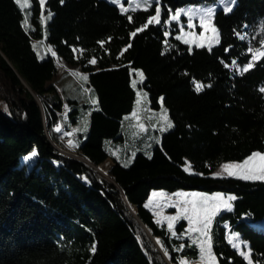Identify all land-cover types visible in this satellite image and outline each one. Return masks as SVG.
<instances>
[{
    "label": "trees",
    "instance_id": "obj_1",
    "mask_svg": "<svg viewBox=\"0 0 264 264\" xmlns=\"http://www.w3.org/2000/svg\"><path fill=\"white\" fill-rule=\"evenodd\" d=\"M29 1L25 14L16 0H0V264L202 260L184 219L172 229L156 220L147 205L154 190L231 193L230 210H221L211 228V252L217 264H264V181L214 175L224 162L264 153V58L238 71L252 59L249 49L264 42V0H235L228 12L219 0H138L147 7L135 10L120 4L128 0ZM200 4H214L219 42L191 48L177 38L181 22L171 13ZM157 7L160 23H148ZM36 40L50 50L42 60ZM58 60L79 66L97 98L84 124L77 108L68 109L65 127L82 159L52 144L61 145L53 126L63 109L49 84ZM131 69L145 76L139 86L149 107L160 108L163 98L173 122L146 146L129 135L144 137L136 123L124 122L137 100ZM130 142L140 150L131 153ZM32 150L33 166H20ZM108 159L109 179L90 164Z\"/></svg>",
    "mask_w": 264,
    "mask_h": 264
},
{
    "label": "rangeland",
    "instance_id": "obj_2",
    "mask_svg": "<svg viewBox=\"0 0 264 264\" xmlns=\"http://www.w3.org/2000/svg\"><path fill=\"white\" fill-rule=\"evenodd\" d=\"M46 1L47 0H44V4ZM111 1L114 3H118L119 0H111ZM129 1L130 0H128V3H122L121 2L120 4H122L125 8L129 7L130 9H134V10L138 9V8L147 7L146 5L140 4V2L138 0H131V2H129ZM27 3L29 5L30 1L27 0ZM218 4H219V6L223 5L224 7H230V6L232 7L234 3H232V5H231L230 0H219ZM19 5L23 9L24 13L27 14V9L29 8V6L28 7L24 6V0H21ZM213 6H214V4H211L210 6H208V4H200V5H196V6L195 5H185V6H181V7L177 8L174 11V13H171V18L173 17V15L176 12L181 11V10H183V13H189L190 11H194L195 14L192 16L191 23H192L193 27H191V28L189 27V15L188 14H181L178 19H175V21L181 22L179 24L180 32L177 33L176 36L180 37V39L182 41H184L185 39L189 40L190 43L188 45L191 48H193L194 46H198V44H200V43H204L205 47H212L213 45H215L217 42L215 41V39H213L214 34L212 33V28L213 27L216 28V27L213 23V16L211 18L205 19L204 23L206 25V28H203L200 26V14L205 12V11H214L213 8H215V7H213ZM51 15L52 14L49 13L46 18L47 19L50 18ZM158 20H159V22H156V21H153V22L155 24L160 23V21H161L160 15H159ZM33 46H34L35 51L37 52L39 59H41V60L44 59L46 57V55L49 54V52H50V50L44 44L39 42L38 40L34 41ZM243 68H244V66L238 67V71L242 72ZM140 73H143L142 70H140V69H131L132 86L136 90L137 100H136V104H135L133 111L124 118V122L126 123V122L131 120V122L136 123L135 126L138 129H139L138 124H144L145 128L147 129L146 131H142L144 133V137H142L136 131H135L136 133L131 132L129 135L130 136H133V135L136 136L135 141L141 142V145L146 146L148 140H149V142L151 141V139L152 140H159L161 138L163 132H166V131L171 129L170 128V129H167L166 131H160L163 114L166 112L168 119L170 121H171V119H170L169 112H168V110L164 104H162L161 107L156 109V110L151 109L149 107L147 92L142 87L139 86L145 79V76L143 74V79L141 80ZM84 76H87V74L85 72H83L79 66H71V65L64 63L61 60H58L57 72H56L55 76L52 78V80L49 82L50 85H53L56 88L53 100L55 102H60L62 109H63L61 112V119H59L58 122L53 126V130L56 133H58V135H59V140L61 142V145L59 143H55L54 141H52V142L54 143V145L61 148V150L64 151V152L62 151L63 153H66V155L72 156L73 158H75V157L76 158H82V156L77 151V147L75 145V142L73 141L74 134H75L74 131H71L65 127L66 126L65 122H67V120H68V118H67L68 109L70 108V106H74L75 108H77L78 110L75 114L78 117V119L80 120L81 124H84L86 113L87 114L90 113V106L95 105L93 103V100L97 101L95 94L92 92L91 89L88 88V76H87L86 81L82 79V77H84ZM138 100L140 101L139 103L137 102ZM133 112H135L137 114L136 119L132 118ZM171 123L173 124L172 121H171ZM60 126H61V131H57L56 130L57 127L60 128ZM72 128L76 129L77 127L73 125ZM149 128H154L155 132L150 134L148 132ZM135 147H136V149L134 150ZM127 148L131 153L135 152L136 150H140L138 143H136V145H135L134 142H132V143L130 142L127 145ZM33 151L34 150H32V151H30V152H28V153H26L20 157V162H19L20 166H23L25 164L27 169H29L33 166V164L35 162V158H36V155L31 156V153ZM115 153H117L118 156H121L120 151H118V152L115 151ZM111 159H108L104 162V163H110L111 164L109 167V172L113 166ZM104 163H102V164H104ZM225 163H233V162L222 163L215 170L214 175L219 173L220 176H227L226 173L222 172V165ZM109 172H108V174H109ZM108 174L107 175L102 174V175L109 179ZM153 193H156V195L154 196ZM177 193H187V194H189V196L188 197L177 196ZM193 193L197 194V196H214V195L219 194V195H222L224 197H227L229 195H232L231 193L208 192V191H204V190H177L175 193H167V192H163L161 190H154L150 196V199H149L147 205L152 210V212L154 213L156 220L159 221V223L166 225L168 227L169 222L166 219V217L174 216L177 214V211H178L177 207H175L174 205H176L178 201H183L185 198H191V194H193ZM133 207H135V206H133ZM181 207H182V205H181ZM129 209L135 215V213L132 210L131 205L129 206ZM135 209H137V207H135ZM223 209H224L223 205H221V210H223ZM219 212H218V214H219ZM215 217L213 218V222H212L210 229H209V234H208L209 237H210L211 228H212L214 221H215ZM177 221L173 222V227ZM185 223H186L185 231H186L187 235L189 236L191 242L198 244V246L200 247L201 241H204L207 238L204 237L199 232H189L188 231L189 224L186 220H185ZM228 238L235 245L241 247V242L239 241V239L236 237V235L234 233H232V234L228 233ZM154 240H155L154 243L162 251V248H161L160 243L158 242V239H154ZM243 254H245L246 256L249 255L247 252H243ZM164 256H166V259H168V261H169V258L167 257V255H164ZM215 260H216V258H215ZM185 262L189 263L187 260H183L182 262H180V264H185ZM196 263L209 264V262L206 259L200 260ZM196 263H192V264H196ZM216 264H217V260H216Z\"/></svg>",
    "mask_w": 264,
    "mask_h": 264
},
{
    "label": "snow or ice",
    "instance_id": "obj_3",
    "mask_svg": "<svg viewBox=\"0 0 264 264\" xmlns=\"http://www.w3.org/2000/svg\"><path fill=\"white\" fill-rule=\"evenodd\" d=\"M21 0H17V3L19 4ZM39 3L41 7H43L44 0H39ZM230 3H235V0H230ZM24 6L28 7L27 0H24ZM225 12L231 11L230 7H225ZM181 14H188L189 15V27H193L191 21L192 16L195 14L194 11H190L189 13H183V10L176 12L173 15V19H178ZM160 15V8L157 7L155 9V15H153L148 23H152L153 21L159 22L158 18ZM214 15L213 11H205L200 14V26L203 28H206L205 25V19L211 18ZM25 23H28L27 16L25 18ZM147 27V25H145ZM143 29H137V31H142ZM212 33L214 34L213 39L218 43L219 42V31L216 28H212ZM136 35V32L132 33V36L134 37ZM178 39L180 37H177ZM241 39H244V37H241ZM185 44H189L190 41L185 39L183 41ZM199 47H205L204 43L198 44ZM249 52L252 54V59L244 66L242 69V72H247L250 69H252L255 65V63L260 59L264 58V42L261 43L260 48H257L255 50L249 49ZM91 63L95 64L96 61L93 59L90 61ZM233 64H235V61H233ZM227 66V65H226ZM141 80L143 79V73H140ZM83 80H87V76L82 77ZM210 87V85H209ZM197 91L202 90L200 86H197ZM260 91L264 92V88H261ZM140 102L139 100L137 101ZM93 103H97L95 100H93ZM161 105L163 104V98H160ZM132 118L136 119L137 114L135 112L132 113ZM138 127L140 131H146L144 124H138ZM173 127V124L168 119L167 113L165 112L162 116V123L160 127V131H166L167 129H170ZM57 131H60L59 128L56 129ZM37 153L33 151L31 153V156H35ZM127 166V165H125ZM187 170V169H186ZM222 172L226 173L228 177H236L242 180H259L264 181V153L254 151L250 155H248L243 161L241 162H233V163H225L222 165ZM218 178L220 177V174H216ZM155 196L156 193H153ZM177 196H184L188 197L189 194L187 193H177ZM236 199L235 196L229 195L227 197H224L222 195H214V196H197V194L193 193L191 194V198H185L183 201H178L175 207H177L178 211L177 214L174 216H168L166 219L168 220V227L171 229L173 227V222L184 219L188 222L189 232H199L207 239L204 241H201L200 243V256L201 259H206L209 264H216L215 257L213 256L211 252V241L209 237V229L213 222V218L218 214L219 211H221V205H223L224 209L230 210L231 208V201H234ZM182 205V207H181ZM159 222V221H158ZM235 246V245H234ZM90 251L92 253H95L96 248L93 244ZM250 256V253H249Z\"/></svg>",
    "mask_w": 264,
    "mask_h": 264
},
{
    "label": "bare ground",
    "instance_id": "obj_4",
    "mask_svg": "<svg viewBox=\"0 0 264 264\" xmlns=\"http://www.w3.org/2000/svg\"><path fill=\"white\" fill-rule=\"evenodd\" d=\"M57 128H59V127H57ZM60 131H61V126H60ZM59 141V140H58ZM65 150V149H64ZM68 151V150H67ZM76 158V157H75ZM77 159H82V158H77ZM110 163H104V164H101L100 166H98V170L102 173V174H108V172H109V167H110ZM132 210H133V212L134 213H136V209H135V207H133L132 206ZM185 264H189V263H187V262H185ZM196 264H200V263H196Z\"/></svg>",
    "mask_w": 264,
    "mask_h": 264
},
{
    "label": "water",
    "instance_id": "obj_5",
    "mask_svg": "<svg viewBox=\"0 0 264 264\" xmlns=\"http://www.w3.org/2000/svg\"><path fill=\"white\" fill-rule=\"evenodd\" d=\"M23 82L27 85V83L25 82V80H23ZM28 86V85H27ZM29 87V86H28ZM30 89V88H29ZM31 90V89H30ZM33 95H34V97L39 101V99H38V97H37V95L36 94H34L33 93ZM52 144L54 145V143L52 142ZM55 146V148L58 150V151H60L62 154H64V155H66V153H63L64 151L63 150H61V148H59L58 146H56V145H54ZM63 151V152H62ZM68 156V155H67ZM70 157H72V156H70ZM90 163V162H89ZM93 167H95L96 169H97V171L99 172V173H101L99 170H98V166H95V165H93L92 163H90ZM129 205V204H128ZM130 206V205H129ZM137 210V209H136ZM135 215H136V213H135ZM153 241L155 242V240H154V238H153ZM166 257V256H165ZM168 260V259H167Z\"/></svg>",
    "mask_w": 264,
    "mask_h": 264
},
{
    "label": "crops",
    "instance_id": "obj_6",
    "mask_svg": "<svg viewBox=\"0 0 264 264\" xmlns=\"http://www.w3.org/2000/svg\"><path fill=\"white\" fill-rule=\"evenodd\" d=\"M66 125V124H65Z\"/></svg>",
    "mask_w": 264,
    "mask_h": 264
}]
</instances>
